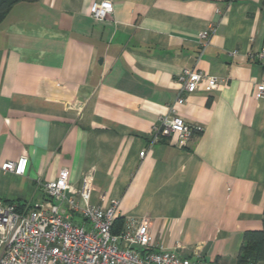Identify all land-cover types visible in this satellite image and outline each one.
Here are the masks:
<instances>
[{
  "label": "crops",
  "instance_id": "crops-1",
  "mask_svg": "<svg viewBox=\"0 0 264 264\" xmlns=\"http://www.w3.org/2000/svg\"><path fill=\"white\" fill-rule=\"evenodd\" d=\"M112 2L102 20L93 2ZM212 27L202 46L201 31ZM264 0H22L0 22V200L34 206L63 168L90 201H118L117 221H150L151 247L237 264L264 205ZM184 68L217 79L184 94L185 147L152 127ZM146 153L140 156V152ZM22 208V209H23ZM76 221L82 223L78 217Z\"/></svg>",
  "mask_w": 264,
  "mask_h": 264
},
{
  "label": "built area",
  "instance_id": "built-area-1",
  "mask_svg": "<svg viewBox=\"0 0 264 264\" xmlns=\"http://www.w3.org/2000/svg\"><path fill=\"white\" fill-rule=\"evenodd\" d=\"M112 9V2L96 1L90 5L89 14L102 20ZM211 30L212 27L200 32L202 46L207 44ZM255 56L264 59V45ZM176 81L180 85L178 95L152 127L150 144L171 138L177 147H185L193 129L177 113L176 106L183 104L184 94L196 91L199 84L211 91L218 83L216 77L191 68H184ZM256 95L264 96V79L257 85ZM145 153L143 149L139 154ZM27 162V157L21 156L16 161L4 162L0 168L21 175ZM42 191V202L23 209L0 200V264H205L198 246L193 248L194 258L182 256L177 251L179 243L172 249H153L147 217L126 219L114 231L118 201L109 198L105 205L91 203L89 176L75 186L68 181V170L63 168L56 179L42 183Z\"/></svg>",
  "mask_w": 264,
  "mask_h": 264
},
{
  "label": "trees",
  "instance_id": "trees-1",
  "mask_svg": "<svg viewBox=\"0 0 264 264\" xmlns=\"http://www.w3.org/2000/svg\"><path fill=\"white\" fill-rule=\"evenodd\" d=\"M22 0H0V22L4 18L6 12L17 2ZM32 1V0H30ZM18 209H22L23 205H17ZM262 227L257 230H247L244 232L242 242L237 253V264H264V205H263ZM115 220L114 231H117L122 223Z\"/></svg>",
  "mask_w": 264,
  "mask_h": 264
},
{
  "label": "water",
  "instance_id": "water-1",
  "mask_svg": "<svg viewBox=\"0 0 264 264\" xmlns=\"http://www.w3.org/2000/svg\"><path fill=\"white\" fill-rule=\"evenodd\" d=\"M208 264H217V263H215V262H210V263H208Z\"/></svg>",
  "mask_w": 264,
  "mask_h": 264
}]
</instances>
